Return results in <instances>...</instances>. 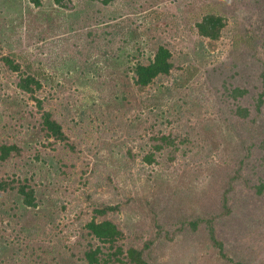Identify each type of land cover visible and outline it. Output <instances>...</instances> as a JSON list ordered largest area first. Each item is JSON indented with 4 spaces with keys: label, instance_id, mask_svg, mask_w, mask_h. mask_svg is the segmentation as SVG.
Returning <instances> with one entry per match:
<instances>
[{
    "label": "rangeland",
    "instance_id": "obj_1",
    "mask_svg": "<svg viewBox=\"0 0 264 264\" xmlns=\"http://www.w3.org/2000/svg\"><path fill=\"white\" fill-rule=\"evenodd\" d=\"M65 2L66 7L44 0L37 7L30 0H0L4 52L17 54L44 76L46 103L83 128L91 116L116 111L123 103L128 110L125 120L138 116L166 131L182 125L191 130L192 139L169 164L151 166L140 158L131 161L125 151L127 143L134 142L128 139L124 144V132H108L106 127L98 132L92 127L90 134H84L72 175L60 177L42 159L33 161L22 172L56 186L46 189L37 208L18 201V224L13 217L0 221L4 233L0 260L15 256L22 226L45 222L40 229L43 238L61 244L74 240L77 217L92 199L124 204L116 218L128 231L139 230L145 239H155L158 264H264V194L254 187L264 179V106L259 113L254 105L264 67L247 39L257 25L261 33L254 42H264V0ZM212 10L227 20L216 41L201 37L195 25ZM158 43L171 47L181 67L140 94L131 67L153 56ZM3 69L0 65V94H13L14 77ZM187 75L191 77L186 82ZM236 86L251 90L236 101L252 109L245 120L230 113L236 104L230 90ZM0 105L6 106L1 100ZM19 136L22 142L42 148L35 138ZM230 183L226 207L224 194ZM213 215L217 240L234 261L221 254L205 223L197 231L186 227L174 239L166 236L182 220ZM156 223L163 227L160 237ZM65 260L69 261L66 256Z\"/></svg>",
    "mask_w": 264,
    "mask_h": 264
},
{
    "label": "trees",
    "instance_id": "obj_2",
    "mask_svg": "<svg viewBox=\"0 0 264 264\" xmlns=\"http://www.w3.org/2000/svg\"><path fill=\"white\" fill-rule=\"evenodd\" d=\"M30 1L37 7L44 3V0ZM110 1L103 0L105 4ZM55 3L67 6L65 0H55ZM195 25L201 37L216 41L221 37L227 20L224 15L212 10L205 13L201 20L196 21ZM253 26L254 28L247 35L248 43L264 67V42L257 44L254 42L255 36H259L261 30L257 25ZM0 65L5 69L3 71L7 73V76L14 77L12 81L17 88L13 94L9 92H5L4 95L0 94V100L6 105L5 107L0 105L1 222L13 217L14 223L18 224L21 218L15 210L18 201H21L22 206L37 208L43 202L46 189L56 186L54 182L36 181L34 174L32 176L24 174L25 172L22 171L26 169V166L32 165L33 161L42 159L58 176L72 175L70 173L75 170L77 161L81 158L80 147L85 140V135L90 134L92 127H95L98 132H103V127H106L108 132H124L125 142L123 143L126 144L128 139L134 142L131 145L127 143L125 151L131 161L136 162L140 158L142 162L151 166L169 164L178 156L181 146H186L192 139L191 130L182 127V125L166 131L163 128H158L156 122L149 123L146 119L141 121L138 116H130L125 120L128 110L123 103L118 105L116 111L113 109L105 113L100 111L94 116L95 118L91 116L85 123V128L83 126L81 128L74 120L66 118L59 108L46 103L48 93L44 92L46 90L44 76L17 54L5 53L1 43ZM180 67L181 65L175 61L171 47L165 43H158L153 56L147 60L135 62L131 67L133 85L142 94L158 79L171 76L174 70ZM185 70L189 71L188 68ZM190 77L191 75H187L184 81H190ZM260 79L262 87L254 96V105L259 113L264 106V69ZM2 87L3 85L0 83V89ZM250 93L249 88L241 86L230 90V95L235 102ZM123 97L127 102L132 101L125 95ZM30 101H33L34 104H31ZM35 107L36 110H34ZM230 110L231 115L240 120L249 118L252 113L251 107L237 102L235 106L232 105ZM222 121L233 129V126L228 123L229 120L222 117ZM169 122L172 123V120ZM79 129H82V132ZM194 132L197 136L198 132L196 130ZM20 134L28 135L31 140L35 138L42 148L31 146L29 141L22 142L23 138H20ZM135 142H138L137 146H135ZM32 148L36 149L35 152L31 151ZM183 152L186 153L187 149ZM45 154L50 160L46 158ZM34 165L37 166L36 163ZM86 172L84 170V174ZM237 176L239 173L236 174ZM47 177V175L44 176L45 179ZM108 177L111 179L109 175ZM110 181L112 182V179ZM231 186L232 184L227 187L224 194L225 206L229 200L228 192L232 190ZM115 187L117 186L115 185ZM254 187L258 194H264V179H261ZM123 208L124 204L121 203L107 204L91 199L86 209L81 210L82 212L80 211V215L77 217L80 223L76 238L69 242L66 240L63 244L55 243L50 238H43L45 234L40 232V229L44 228L45 222L41 226L35 224L32 228L22 226L21 236L23 237L20 239L15 256L8 261L0 260V264H158L153 253L155 239H145L144 234L139 230L128 231L116 218ZM86 214L87 217L83 220V215ZM38 217L43 218L42 216ZM215 217L216 215L212 217L198 216L194 219L182 220L181 226L175 231L167 232L166 236L174 239L177 232L186 227L197 231L200 225L205 223L211 240L218 246L221 254L229 261H234L225 252L223 243L217 240L215 221L213 220ZM156 225L159 228L157 237H160L163 227L159 223ZM32 229L36 230L32 232ZM1 238H4V233L0 226ZM65 256L69 261L65 260ZM236 264L244 263L236 262Z\"/></svg>",
    "mask_w": 264,
    "mask_h": 264
}]
</instances>
